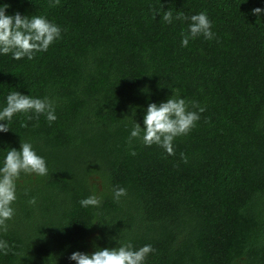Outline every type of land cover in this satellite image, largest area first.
<instances>
[{"label": "trees", "instance_id": "1", "mask_svg": "<svg viewBox=\"0 0 264 264\" xmlns=\"http://www.w3.org/2000/svg\"><path fill=\"white\" fill-rule=\"evenodd\" d=\"M4 4L7 15L47 18L61 37L32 60L0 54V110L18 91L47 98L57 117L19 113L0 132V167L23 141L48 168L17 181L0 264H76L74 252L128 243L152 246L145 264H264V12L253 14L264 0ZM180 12L206 13L215 38L183 46L190 20ZM174 94L206 109L175 155L129 144L148 105ZM92 195L101 205L83 207Z\"/></svg>", "mask_w": 264, "mask_h": 264}, {"label": "clouds", "instance_id": "2", "mask_svg": "<svg viewBox=\"0 0 264 264\" xmlns=\"http://www.w3.org/2000/svg\"><path fill=\"white\" fill-rule=\"evenodd\" d=\"M55 4H59V0H55ZM8 7L7 4L0 6V54H11L14 60L25 57L32 60L36 53L46 52L61 37L60 27L47 18L22 16L19 12L15 15H7ZM262 12L264 9H253V14L257 16ZM155 16L156 14L154 18ZM162 19L171 24L172 12L164 11ZM176 19L190 20L188 34H184L182 40V45L185 47L188 46L189 39H195L201 35L207 40L215 38L212 22L206 13L194 14L189 18L180 12ZM191 104L193 108H198L199 112L189 111L188 102L178 98L176 94L166 102L150 103L144 116V127L142 128L136 122L129 137V144L133 139H140L146 146L157 145L165 149L169 155H175L174 140L189 134L200 120V113L206 111L195 101ZM19 113L27 115L29 120L33 119L31 114H34L37 121L41 115H45L49 124L57 119L54 105L50 100L33 98L16 91L7 96L6 107L0 110V121H7L6 124L0 123V132H8L11 129L9 122ZM132 155H136L135 151ZM185 162H187L186 158ZM21 174L48 175L45 159L33 150L30 143L23 141H21L20 150L12 148L7 152L3 167H0V230L5 233L8 231L7 221L13 219L15 215L12 205L17 200V181L21 178ZM126 194L124 188L114 190L117 201ZM29 203L35 204V198ZM80 204L83 207H99L101 200L96 195H92L82 199ZM0 251H3L5 255L11 251L6 241L0 240ZM154 251L151 245L134 250L133 245L128 243L117 248L98 249L91 255L77 251L70 256V259L76 264H145L147 256Z\"/></svg>", "mask_w": 264, "mask_h": 264}]
</instances>
